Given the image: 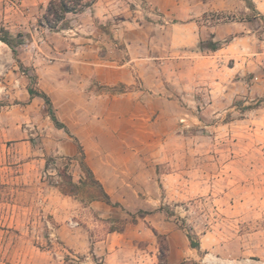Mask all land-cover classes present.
<instances>
[{
  "label": "rangeland",
  "instance_id": "obj_1",
  "mask_svg": "<svg viewBox=\"0 0 264 264\" xmlns=\"http://www.w3.org/2000/svg\"><path fill=\"white\" fill-rule=\"evenodd\" d=\"M48 1L0 0V29L21 34L17 58L0 43V264H103L92 252L96 240L138 222L142 209L112 203L108 218L83 209L96 189L79 153L65 156L60 148L69 132L65 103L82 82L71 76L68 61L120 49L114 36L120 20L133 10L151 20L152 3L96 0L50 31L38 26ZM231 3L240 5L237 11L211 12L208 19L230 24L218 44L222 51L175 61V75L167 77L177 105L166 108L175 119L159 145L166 179L152 190L160 202L144 211L159 210L181 234L170 243L165 231L146 223L154 264H264V0ZM254 16L259 28L252 39L233 38L254 33ZM235 22L244 23L235 28ZM200 42L202 51L211 39ZM65 79L68 87L59 82ZM27 86L49 91L66 131L50 119L42 98L28 99ZM68 176L74 187L66 184ZM63 184L72 195L60 192ZM188 234L198 247L190 246ZM171 244L184 255L172 256Z\"/></svg>",
  "mask_w": 264,
  "mask_h": 264
},
{
  "label": "crops",
  "instance_id": "obj_2",
  "mask_svg": "<svg viewBox=\"0 0 264 264\" xmlns=\"http://www.w3.org/2000/svg\"><path fill=\"white\" fill-rule=\"evenodd\" d=\"M217 1L220 0H151L152 9L147 13L151 20H142L140 10L130 11V17L120 20L114 35L120 49L114 48L106 56L96 52L85 53L79 61L69 59L71 76L82 82L81 91H75V98L65 103L64 123L69 132L60 143L61 152L70 157L78 155L76 138L87 166L112 203L129 210H149L150 205L160 202L152 193L166 179L160 171L159 145L168 137V125L171 127L175 119L166 108L177 105L174 90L169 91L165 84L169 74L175 75L171 67L175 61L192 63L198 54L222 51L220 46L216 50L197 48L200 40L210 37L218 45L225 34L231 33L222 32L230 24L211 25L208 19L211 12L237 11L240 5L231 3L233 0L224 5ZM253 22L254 33L247 31L251 32L247 35L245 31L233 38L252 39L259 28L255 16ZM241 23L244 22H235V28ZM59 82L68 87L67 79ZM115 86L120 90H113ZM66 97L64 93L62 99ZM83 209L108 218L113 207L91 201ZM146 223L165 231L170 243L173 236L181 234L176 225L165 221L162 212L155 210L123 231L109 232L96 240L93 254L100 256L103 264H154L156 254H148L153 239ZM170 246L172 256L184 255L176 245Z\"/></svg>",
  "mask_w": 264,
  "mask_h": 264
},
{
  "label": "trees",
  "instance_id": "obj_3",
  "mask_svg": "<svg viewBox=\"0 0 264 264\" xmlns=\"http://www.w3.org/2000/svg\"><path fill=\"white\" fill-rule=\"evenodd\" d=\"M95 2L96 0H49L47 5L45 6L43 13L38 19V26L47 28L50 31H57L60 24L64 23V21L66 20V16L68 14H73V15L80 14L84 12L86 9L92 7ZM20 36H21L20 33H18L16 36H11L9 34V31L5 29H0V42L5 43L11 49L14 58H17V46L21 43ZM200 44H203V41H201ZM205 47H207L210 50H216L218 48V45L216 43H212L211 41L206 43ZM17 62L20 63L18 59ZM26 91L28 92L30 97L38 96L42 98L45 104L48 106V111H49L48 115L50 119L53 121L56 127L60 129H64L66 131L65 125L59 123L58 120L56 119L49 96L45 92L35 91L31 86H27ZM75 141L78 144V153L80 155L79 157L80 166L83 169L84 173L89 178V181L92 184V186L95 187L96 189V193L90 198V202L102 201L106 204L111 205L112 201L110 196L104 191L100 182L94 177L92 171L85 163L84 152L81 144L77 141L76 138ZM67 178L68 181L66 182V184L68 186L74 187L75 184L72 183L71 176H68ZM66 184H63L59 187L60 192L64 195H72L71 191L65 188ZM147 214L148 212L144 210H140L138 213V217L142 218ZM134 220L136 219L134 218ZM187 237L190 241L191 247H198V243H196V241L193 240V237L191 235L188 234Z\"/></svg>",
  "mask_w": 264,
  "mask_h": 264
},
{
  "label": "bare ground",
  "instance_id": "obj_4",
  "mask_svg": "<svg viewBox=\"0 0 264 264\" xmlns=\"http://www.w3.org/2000/svg\"><path fill=\"white\" fill-rule=\"evenodd\" d=\"M0 43H2V42H0Z\"/></svg>",
  "mask_w": 264,
  "mask_h": 264
}]
</instances>
